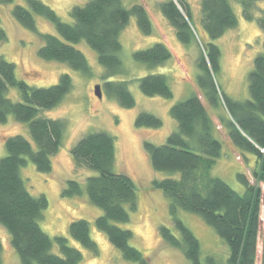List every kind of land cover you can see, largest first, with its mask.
Instances as JSON below:
<instances>
[{"label":"trees","instance_id":"trees-1","mask_svg":"<svg viewBox=\"0 0 264 264\" xmlns=\"http://www.w3.org/2000/svg\"><path fill=\"white\" fill-rule=\"evenodd\" d=\"M0 1L8 4L16 0ZM236 1L242 6L243 16L247 20L257 18L264 31V8L259 9L258 16L255 15L257 3L261 0ZM160 8L176 29L181 42L189 45L197 41L188 0L164 1ZM201 11L203 29L210 40L202 42L196 62V84L200 93H193L170 108L178 127L168 135L165 143L144 141L155 170L177 173V176L153 181L154 187L162 190L170 200V212L179 234L166 225H162L159 231L163 241L180 250L191 264H257L261 238V264H264V47L255 57L254 67L249 73L250 98L244 101L231 98L217 83L221 49L215 40L238 26V16L231 0H201ZM36 14L46 18L56 29L55 33H39L43 42L38 49L40 57L68 63L75 70L90 74L89 61L76 46L85 41L97 51L99 62L107 69L106 78L122 71L121 34L132 16L137 17L144 34L153 33L147 8L141 4L126 7L123 0H88L83 5H75L70 10L72 21H64L42 0H24V3H17L12 8L17 22L37 32ZM7 37L6 30L0 25V44ZM133 56L153 70L164 66L173 52L165 42L158 41L136 50ZM139 82L142 92L148 96H174L168 77L163 73L146 74L140 77ZM72 86L69 73H63L59 82L50 86L30 85L17 77L16 65L0 55V122H7L10 115H14L16 120L28 123L33 139L31 142L22 134L7 137V154L0 158V223L9 230L12 246L19 254L21 264L83 262L82 251L71 245L66 236L51 237L44 231L41 219L49 200L45 194L33 195L21 174V168L28 160L40 172L52 171V158L63 144L66 123L61 118L42 116L41 112L60 103ZM106 87L123 106H135L136 99L127 81H108ZM11 88L19 91V100L10 97ZM207 103L214 107L212 111ZM213 112L236 148L253 155L245 159L254 161L253 165L248 163L254 182L248 174L238 173L239 180L246 187L242 193L212 174L224 147V138L217 132ZM135 123L138 127L149 128H160L164 124L159 116L149 111L140 112ZM71 153L77 167L97 172L86 180L90 201L103 210L96 218L97 226L125 259L149 264V257L132 245L133 231L120 225L130 221V212L138 206V194L133 178L114 170V136L101 130L90 132L72 147ZM83 190V183L71 178L62 194L76 197ZM179 208L201 215L216 229L229 247L227 261L223 262L214 255L203 258L199 238L177 216ZM70 233L93 253L98 252L89 220L73 219ZM55 245L59 247L60 254L52 251ZM2 252L0 237V264Z\"/></svg>","mask_w":264,"mask_h":264},{"label":"rangeland","instance_id":"rangeland-1","mask_svg":"<svg viewBox=\"0 0 264 264\" xmlns=\"http://www.w3.org/2000/svg\"><path fill=\"white\" fill-rule=\"evenodd\" d=\"M42 1L51 6L64 21H72L70 10L73 6L83 5L88 0ZM164 1L168 0H123L126 7L141 4L147 8L153 23V33L144 34L139 28L137 17H131L121 34L122 71L110 78L105 77L107 69L99 62L97 51L85 41L77 43L76 46L86 55L91 66L90 74L75 70L68 63L40 57L38 49L43 42L39 33H55V26L43 16L36 14L38 31L27 29L12 15L13 6L24 3V0L8 4L0 1V25L8 36L7 40L0 44V55L16 65L17 77L35 86L58 83L63 73H69L72 77L73 86L70 92L55 107L41 112L42 116L61 118L66 123L63 144L52 158V171L40 172L36 165L28 160L27 164L22 166L21 174L33 195L45 194L49 200L41 219L44 231L51 237L66 236L71 245L82 251L84 255L82 264H139L125 259L122 252L111 244L106 233L97 226L96 218L103 210L90 201L86 189L87 178L97 172L77 167L71 153L72 147L84 135L100 130L114 136L116 146L114 170L131 176L137 187L138 206L130 212L131 218L128 223H120L122 227L133 231L132 245L149 257V264H191L180 250L163 241L159 231L162 225H166L179 234L170 212V200L162 190L154 187L153 181L177 176V173L155 170L145 150L144 141L165 143L168 135L177 129L178 124L172 118L170 108L191 94L200 93L196 84L198 74L196 62L203 46L202 42H207L210 38L202 25L201 0H188L197 32V41L189 45L179 40L176 29L162 13L160 4ZM231 3L238 16V26L229 29L215 40L221 49V69L217 74V83L228 96L244 101L250 98L249 73L254 67L255 57L263 51L264 31L260 28L257 18L247 20L243 16L242 6L238 1L231 0ZM261 8H264V0L257 3L256 16L259 15ZM158 41L165 42L171 48L173 56L164 66L150 70L145 63L137 61L133 54L136 50L147 48ZM149 73L165 74L174 96L165 98L160 95L144 94L139 79ZM108 81H127L136 99L135 106L125 107L116 97L110 95L106 87ZM96 85H101L102 97L95 93ZM9 95L14 100L20 99L19 91L15 88L10 89ZM207 107L211 111L214 108L208 103ZM142 111L159 116L163 120V126L138 127L135 123L136 117ZM218 124H221L220 121ZM15 134H22L33 142L28 123L18 121L14 115H10L7 122H0V158L7 154L5 139ZM252 156L224 140L222 156L217 159L212 174L224 179L242 193L246 187L239 180L238 173L248 174L250 180L254 182L251 168L248 167V163L253 165L254 161L245 159ZM71 178L83 183L84 190L81 195L63 196V188ZM177 216L199 238L203 258L214 255L223 262L227 261L229 254L227 243L201 215L179 208ZM76 218L89 220L91 235L98 245L97 253H93L72 237L70 223ZM0 237L3 244L2 264H21L20 256L12 246L10 232L1 223ZM52 251L60 254L57 245ZM258 254L257 264H261L263 257L261 238Z\"/></svg>","mask_w":264,"mask_h":264},{"label":"crops","instance_id":"crops-1","mask_svg":"<svg viewBox=\"0 0 264 264\" xmlns=\"http://www.w3.org/2000/svg\"><path fill=\"white\" fill-rule=\"evenodd\" d=\"M213 118H214V121H215V123L217 125L218 122H219V119L216 116V113L215 112H213ZM217 120H218V122H217ZM217 132H218V134H220L224 138L225 141L229 142V144H231L234 148H236V146L232 143V141L230 140V138L227 136V132L223 128L222 124H218L217 125Z\"/></svg>","mask_w":264,"mask_h":264},{"label":"water","instance_id":"water-1","mask_svg":"<svg viewBox=\"0 0 264 264\" xmlns=\"http://www.w3.org/2000/svg\"><path fill=\"white\" fill-rule=\"evenodd\" d=\"M95 93L99 95V97H102L101 85H96Z\"/></svg>","mask_w":264,"mask_h":264}]
</instances>
